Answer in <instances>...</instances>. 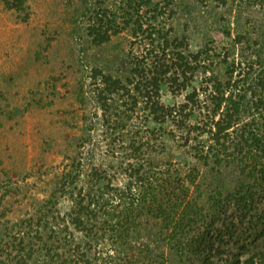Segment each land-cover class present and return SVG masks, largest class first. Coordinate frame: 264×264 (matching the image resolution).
<instances>
[{"label": "trees", "instance_id": "16d2710c", "mask_svg": "<svg viewBox=\"0 0 264 264\" xmlns=\"http://www.w3.org/2000/svg\"><path fill=\"white\" fill-rule=\"evenodd\" d=\"M109 7L74 32L106 49L126 31L146 54L124 51L90 69L99 125L83 126L60 172H40L33 193L0 184V264H264V0ZM190 26L202 37L196 51ZM162 85L187 92L183 102L161 104ZM139 111L142 121L131 124ZM99 127L110 150L92 165ZM161 130L177 140L179 162Z\"/></svg>", "mask_w": 264, "mask_h": 264}, {"label": "rangeland", "instance_id": "374dc122", "mask_svg": "<svg viewBox=\"0 0 264 264\" xmlns=\"http://www.w3.org/2000/svg\"><path fill=\"white\" fill-rule=\"evenodd\" d=\"M22 1V10L17 11L9 9L14 0H0V184L27 185L22 190L33 193L30 186L39 185L43 178L40 172L49 168L60 172L66 165L64 154L74 147L70 144L76 138L85 135L83 126L99 125L101 112L92 103L87 87L90 69L110 65L113 57L124 51L137 52L139 41L122 31L112 35L106 49H102L85 42L84 30L74 32L89 25L99 12L110 10L113 0ZM83 2L87 11L80 16ZM212 34L216 44H226L217 31ZM186 35L189 51L198 50L201 33L190 26ZM137 49L146 54L147 48ZM186 94L173 95L167 85H162L159 101L164 106L180 104ZM142 117L139 111L138 119L131 124H140ZM147 126L153 127L151 122ZM163 128L167 133L174 131L168 123ZM101 130L92 131L97 133L100 146L95 149L92 165L107 158L110 150L101 139ZM160 132L170 146L172 159L179 162L182 151L174 150L177 140L173 144V139H166V132ZM87 149V145L81 148L82 159ZM123 184V178H114V186ZM63 205H67L65 200Z\"/></svg>", "mask_w": 264, "mask_h": 264}]
</instances>
